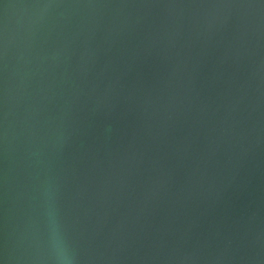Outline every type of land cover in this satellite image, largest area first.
Returning a JSON list of instances; mask_svg holds the SVG:
<instances>
[{
  "label": "water",
  "instance_id": "obj_1",
  "mask_svg": "<svg viewBox=\"0 0 264 264\" xmlns=\"http://www.w3.org/2000/svg\"><path fill=\"white\" fill-rule=\"evenodd\" d=\"M58 259L264 264V0H0V264Z\"/></svg>",
  "mask_w": 264,
  "mask_h": 264
},
{
  "label": "clouds",
  "instance_id": "obj_2",
  "mask_svg": "<svg viewBox=\"0 0 264 264\" xmlns=\"http://www.w3.org/2000/svg\"><path fill=\"white\" fill-rule=\"evenodd\" d=\"M49 229H50V241L52 248L55 252L59 253L62 247V237L54 213L50 214ZM58 260L60 261V264H64V261L62 259H58Z\"/></svg>",
  "mask_w": 264,
  "mask_h": 264
}]
</instances>
